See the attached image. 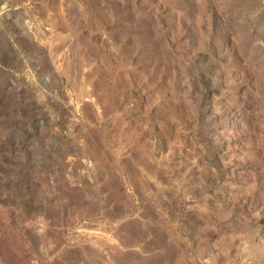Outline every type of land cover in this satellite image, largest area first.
Instances as JSON below:
<instances>
[{
	"label": "rangeland",
	"instance_id": "374dc122",
	"mask_svg": "<svg viewBox=\"0 0 264 264\" xmlns=\"http://www.w3.org/2000/svg\"><path fill=\"white\" fill-rule=\"evenodd\" d=\"M0 264H264V0H0Z\"/></svg>",
	"mask_w": 264,
	"mask_h": 264
}]
</instances>
